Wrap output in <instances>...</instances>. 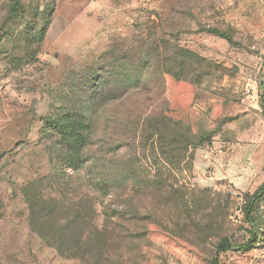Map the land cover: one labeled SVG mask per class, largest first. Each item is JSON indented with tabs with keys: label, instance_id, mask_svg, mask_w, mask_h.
<instances>
[{
	"label": "rangeland",
	"instance_id": "1",
	"mask_svg": "<svg viewBox=\"0 0 264 264\" xmlns=\"http://www.w3.org/2000/svg\"><path fill=\"white\" fill-rule=\"evenodd\" d=\"M55 1L52 6V0H22L24 10L16 18L14 0H0V264H82L64 259L30 230L29 184L61 175L60 185L28 193L44 199L74 195L81 186L74 169L61 173L59 139L46 132L44 123L58 111L92 106L93 81L109 73L120 81L122 67L116 62L138 48L139 37L153 32L159 16L165 22L171 13L168 32L174 31L181 47L205 61L198 75L191 81L166 76L162 101L158 91H145L130 102L103 107L97 122L100 136L92 148L99 153L104 146L108 160L114 158L113 149L132 131L128 119L151 111L169 117L167 129L148 141L145 154L137 158L142 166L129 168L110 160L107 173L115 188H138L139 196L130 204L157 213L164 226H147L148 242L140 243L128 231L140 226L126 222V241L119 249L107 248L109 260L95 262L212 264L219 254L217 242L228 237L251 247L220 254L221 264H264V0ZM39 11L50 22L41 45L35 37L45 22ZM211 27L231 30L232 40L205 31ZM148 96L158 102L154 110L141 104ZM109 118L120 120L107 126ZM186 128L198 144L182 153L190 140L182 143L180 132ZM119 152L122 163L134 154L127 147ZM155 162L185 195V200L177 199L182 200L178 208L166 206L157 188L118 179L134 170L146 179L152 166L150 180L158 182L152 178ZM81 189L88 190L86 182ZM250 203L254 226L247 213ZM96 208L101 214L99 201ZM98 224H104L102 215Z\"/></svg>",
	"mask_w": 264,
	"mask_h": 264
},
{
	"label": "trees",
	"instance_id": "2",
	"mask_svg": "<svg viewBox=\"0 0 264 264\" xmlns=\"http://www.w3.org/2000/svg\"><path fill=\"white\" fill-rule=\"evenodd\" d=\"M55 2L52 0V6H55ZM12 10L15 17L18 18L24 10L22 0H14ZM39 14L45 20L35 36L38 39L37 44L41 45L50 22L47 20L49 16L46 13L39 11ZM172 21V13L165 22L159 16L158 25L153 29V32L148 33L147 37H139L138 48L130 51L128 57L122 61L116 62L115 65L120 63L119 65L122 67V73L117 75L120 76V81L113 73L93 81L96 94L88 101L92 106L89 105L86 109H81L80 112L58 111L44 123L46 132L59 139L57 143L58 155L64 163L61 173H64L68 168L74 169L75 173H78L76 181L81 182V186L74 195L65 193L60 197L44 199L42 196H32L33 198H31L28 193H35L34 191L47 184L51 186L57 182L60 185L61 175L45 177L29 184L25 188V196L30 210L29 225L32 233L56 250L64 259L79 260L82 264H96V259L100 262L109 260V256L105 253L107 248L116 246L119 249L120 245L126 241L124 236L126 222L132 225L131 227L140 226L137 231L128 230L134 232L133 239L139 240L140 243L148 242L147 226L152 224L164 226V222L158 218L157 213L151 210L144 212V208L140 209L130 204V202L134 203L139 196L138 188L132 191L115 188L117 184L108 180L107 173L110 160L118 161V165L123 164L129 168L135 164L142 166L141 161H138L137 158L145 154L148 141L158 137L162 129H167L170 122L169 117L163 114L159 116L155 114V111H151L146 116L140 115L133 118L134 120L128 119L132 131L124 141L121 140V144L113 149L116 154L114 158L108 160V150L104 146L99 153L93 152L92 148L100 136L97 122L99 112L103 107L124 99L130 102L134 97L144 94L145 91L148 94L158 91L155 93L158 94L159 101H162L166 76L171 75L180 81H191L194 76L198 75L200 64L205 61L192 51L181 47L174 31L168 32ZM205 31L223 39L232 40L231 30L211 27ZM157 103L155 98L150 96L141 102L147 111L150 108L154 110ZM261 103L264 109V95ZM117 120L120 119L109 118L107 126L116 123ZM121 121L124 122L123 119ZM175 132L179 131L174 130ZM182 132L183 134L180 132L181 137L184 138L182 143H185L186 137L190 138V140H186L188 142L184 144L185 151L182 152L187 153L191 145L198 143L191 129L187 130L186 128ZM101 137H105L104 133L101 134ZM122 147H127L134 153L129 155L128 160L126 158L127 161L124 160L125 163H122L123 159L117 158ZM162 154L165 155V150H162ZM167 162L171 164L169 160ZM173 163L174 160H172ZM154 168L155 175L152 178L157 179L158 182L150 180V175L153 173L152 166L146 170V179L143 176L141 179L137 170L128 174L126 179L120 175L118 179L123 183L128 178H132L137 183L148 184L146 189L157 188L156 193L166 201V206L174 204L178 208L182 200L179 203L177 199L185 200V195L180 188L171 183V174L164 170L159 163ZM58 173L60 174V172ZM84 182H86L88 190L81 192ZM69 183L70 181L65 185L70 186ZM154 184L157 187L152 186ZM148 193L152 194L153 192L149 191ZM98 201L103 206L101 214H98L96 208ZM252 205L250 203L248 206L247 213L248 217H252V226H254ZM101 215L104 223L102 226L98 224ZM213 222L211 220V228H214L215 222ZM95 244L97 247L94 246ZM249 244L238 246L231 238H221L216 245V251L219 254L214 256L212 264H221L220 254L235 249H249L251 247Z\"/></svg>",
	"mask_w": 264,
	"mask_h": 264
}]
</instances>
